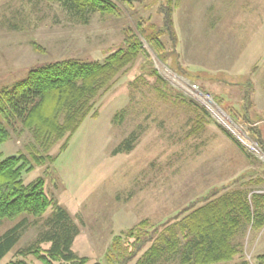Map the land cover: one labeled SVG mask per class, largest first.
I'll return each instance as SVG.
<instances>
[{
    "label": "rangeland",
    "instance_id": "374dc122",
    "mask_svg": "<svg viewBox=\"0 0 264 264\" xmlns=\"http://www.w3.org/2000/svg\"><path fill=\"white\" fill-rule=\"evenodd\" d=\"M139 2L133 8L120 4V17L96 13L84 23L59 2L0 0V93L35 66L65 59L104 61L121 46L125 27L137 29L138 17L160 26L159 9L168 0ZM177 2V51L166 38L161 59L141 37L150 57L140 56L92 102L91 115L65 148L69 134L45 150L21 123L0 147L2 159L31 158L34 152L47 159L24 173V182L46 180L49 195L80 228L73 251L89 264L108 263L105 255L116 236L143 221L154 230L214 192L246 187L254 213L255 197H264V150L251 134L259 130L264 140V0ZM153 70L185 100L160 96ZM180 82L198 86L218 107L195 98ZM192 100L245 150L217 125L190 137L199 119ZM53 211L28 218L20 242L3 264L17 260L19 249L37 241ZM17 222H0V237ZM243 228L234 241L241 254L225 264H259L257 257L264 255V228L257 231L256 221ZM169 257L156 264H183ZM22 259L44 264L34 256Z\"/></svg>",
    "mask_w": 264,
    "mask_h": 264
},
{
    "label": "trees",
    "instance_id": "16d2710c",
    "mask_svg": "<svg viewBox=\"0 0 264 264\" xmlns=\"http://www.w3.org/2000/svg\"><path fill=\"white\" fill-rule=\"evenodd\" d=\"M48 1L59 2L69 14L87 23L96 13L120 17L123 15L120 4L133 8L141 0ZM179 7L177 0H168L167 5L161 6L160 26L150 24L151 20L144 17L136 18L137 29L131 25L125 27L121 46L102 62L65 59L31 68L24 80L0 93V147L10 141V129L21 123L33 132L37 143L45 150L69 134L65 148L91 115L95 107L92 102L107 92L115 78L140 56L150 57L141 37L161 59L167 52L166 38L177 51L179 39L174 16ZM151 76L157 78L160 96L183 98L182 93L168 87L156 70ZM189 103L195 105L199 118L189 133L190 137L203 133L209 125H217L244 149L203 107L193 100ZM95 114L93 116L97 117ZM233 114L236 119L242 117L237 112ZM251 134L264 150L261 131L252 130ZM128 147L130 151V142ZM45 159L37 152L31 154V158L21 154L5 159L0 153V222L18 221L0 237V264L20 242L28 218H43L52 208L54 211L47 229L39 234L37 241L28 248L19 249L17 260L4 264H27L22 258L28 256H34L44 264H89L87 257H79L73 251L80 228L69 212L49 195L46 180L39 178L30 184L24 182V173L45 165ZM254 200L255 213L246 187L221 195L214 192L154 230H149L148 222L143 221L113 239L105 255L107 264H156L167 255L170 259L180 258L183 264L230 263L241 254L234 241L245 224L256 221L257 231L264 228V197L256 196ZM257 260L264 264V255L258 256Z\"/></svg>",
    "mask_w": 264,
    "mask_h": 264
},
{
    "label": "built area",
    "instance_id": "2783aa9c",
    "mask_svg": "<svg viewBox=\"0 0 264 264\" xmlns=\"http://www.w3.org/2000/svg\"><path fill=\"white\" fill-rule=\"evenodd\" d=\"M182 84V87L187 91V92H190V94L192 95V96H194L195 98H197V99H201V100H203V101H205V102H207L208 103V106H210V107H213L214 109H215V107L209 102V101H211L213 104H215L217 107H218V105L216 104V102L214 101V99L213 98H208V97H206L201 91H200V89L198 88V86H196V85H190V84H187V83H181ZM194 98V99H195ZM209 100V101H208Z\"/></svg>",
    "mask_w": 264,
    "mask_h": 264
},
{
    "label": "bare ground",
    "instance_id": "6f19581e",
    "mask_svg": "<svg viewBox=\"0 0 264 264\" xmlns=\"http://www.w3.org/2000/svg\"><path fill=\"white\" fill-rule=\"evenodd\" d=\"M176 80H177V79H176ZM180 83H181V82H180ZM208 101H209V100H208ZM209 102H210L214 107L216 106V105L213 104L211 101H209ZM216 107H217V106H216ZM216 107H215V108H216ZM217 109H218V108H217ZM218 110H219V109H218ZM219 112H220V110H219ZM220 114H221V115H224V114H222L221 112H220ZM222 117H223V116H222ZM223 118H224V117H223ZM261 155H262V154H261Z\"/></svg>",
    "mask_w": 264,
    "mask_h": 264
},
{
    "label": "crops",
    "instance_id": "0c3cea01",
    "mask_svg": "<svg viewBox=\"0 0 264 264\" xmlns=\"http://www.w3.org/2000/svg\"><path fill=\"white\" fill-rule=\"evenodd\" d=\"M252 107H254L255 109L257 108V106L255 107L254 106V102L252 101ZM258 109V108H257ZM258 112V111H257ZM258 114H260V112H258ZM263 136H264V134H263Z\"/></svg>",
    "mask_w": 264,
    "mask_h": 264
},
{
    "label": "water",
    "instance_id": "95a60500",
    "mask_svg": "<svg viewBox=\"0 0 264 264\" xmlns=\"http://www.w3.org/2000/svg\"><path fill=\"white\" fill-rule=\"evenodd\" d=\"M264 153V152H263Z\"/></svg>",
    "mask_w": 264,
    "mask_h": 264
}]
</instances>
